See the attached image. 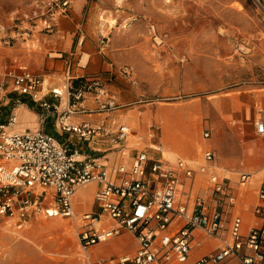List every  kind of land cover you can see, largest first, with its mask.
<instances>
[{
    "label": "rangeland",
    "instance_id": "1",
    "mask_svg": "<svg viewBox=\"0 0 264 264\" xmlns=\"http://www.w3.org/2000/svg\"><path fill=\"white\" fill-rule=\"evenodd\" d=\"M60 5V0H0V76L11 67L8 50L38 33L54 39L56 19L70 16L68 51L49 54L60 61L59 71L62 60L80 68L86 53L96 54L113 70L95 74L111 80L109 86L120 102L132 104L126 109L137 111L146 125H157L161 138L164 128L169 129L170 138L163 139L166 158L174 159L180 148L170 145L172 123L186 129L188 122L195 131L188 149L196 146L200 151L202 144L197 142L211 144L215 171L231 177L234 185L240 172L248 170L241 158L244 144L261 140L255 120L264 109V0H86L82 8L72 10L70 5L65 12ZM206 124L211 128L208 141ZM142 130L137 132L143 135ZM203 149L199 154L178 152L198 172ZM232 158L235 161L228 163ZM197 185L204 187L200 178ZM90 191L91 187L83 193ZM91 209L92 204L90 209L77 205L72 218L35 215L22 228L16 220L0 216V264H86L79 220ZM119 244L136 247L131 242ZM110 249L101 247L93 256L119 248L111 244ZM112 259L116 260L106 263L119 262Z\"/></svg>",
    "mask_w": 264,
    "mask_h": 264
},
{
    "label": "built area",
    "instance_id": "2",
    "mask_svg": "<svg viewBox=\"0 0 264 264\" xmlns=\"http://www.w3.org/2000/svg\"><path fill=\"white\" fill-rule=\"evenodd\" d=\"M60 4L65 12L71 0H60ZM103 39L108 40L106 36ZM71 66L67 64L64 87L51 91L54 98L67 99L62 112L42 96L43 75L23 70L6 71L0 76V104L12 93L18 105L27 98L43 108L41 125L34 130L16 129L17 112L7 122H0V216L16 220L19 228L35 215L72 217L76 191L98 181L101 188L95 199L101 212L83 214L78 234L88 264L113 263L112 259L92 262L90 249L124 230L137 238L139 247L134 256H123L116 264H187L194 248V231L198 228L220 238L228 230L230 239L224 240L218 251L202 256L194 264H264V178L259 190L261 204L254 211L261 224L244 233L240 216L234 217L230 224L225 220L236 203V196L228 186L227 177L214 170L213 151L207 150L199 165V172L207 175L210 193L197 195L190 211L187 205L177 201L181 173L188 179L196 175L188 160L178 158L175 164H170L154 160L145 149L137 148L131 164L107 167L103 164L104 157L85 154L77 145L65 147L44 129L47 120L57 114L62 130L77 134L80 140L103 136L111 138L118 151L129 149L127 142L132 132L126 125L109 128L105 120L70 122L75 116L111 113L125 107L109 91L102 76L74 78L70 74ZM124 71L132 76L129 68ZM88 99L93 100V107L87 105ZM256 132L264 138L263 119L256 122ZM205 136L209 137L210 133ZM239 175L241 184L251 181L250 173ZM48 189L53 193L46 204ZM104 215L115 220L116 225L98 229Z\"/></svg>",
    "mask_w": 264,
    "mask_h": 264
},
{
    "label": "crops",
    "instance_id": "3",
    "mask_svg": "<svg viewBox=\"0 0 264 264\" xmlns=\"http://www.w3.org/2000/svg\"><path fill=\"white\" fill-rule=\"evenodd\" d=\"M86 3V0H75L72 2V10H78L79 8H82ZM93 10V9H92ZM72 14V13H71ZM57 20V36H55L54 39L48 40L45 36L42 34H34L32 36V39H28L26 41L21 40L18 42L17 46H15L14 49L8 50L10 54V63L11 67L6 68L9 70L7 71H16L14 69L21 68L20 70H30L31 69H41V74L44 76V88L42 91V96L56 104L59 108V112H62L67 107V99L64 98H54V96L51 94L52 89L54 88H63L64 84L66 83L67 79V73H68V67L66 62L64 63V60H62V69L59 71V64L60 61H55L51 57H49V54H53V52H63L66 53L69 49V45L71 42V33L72 29L68 27V25L72 22V18L70 16H60ZM82 43V42H81ZM8 54V53H7ZM88 55V58L85 60L84 64L80 68H74V66H71L70 74L74 78L83 77V76H93L96 75L95 72L97 71H104L107 69L106 63H102L101 59L96 56V54L92 53H86ZM62 55V54H61ZM35 56V60H34ZM35 62V63H34ZM12 65L18 66L13 67ZM24 65V68L23 66ZM107 70H110V72L113 70V66L111 68H108ZM21 71V72H22ZM31 71V70H30ZM6 72V71H5ZM104 81L107 84V87L109 91L115 95L117 101L122 104L118 98V95L112 91L110 88V79L104 77ZM8 85L11 84V81L8 80ZM16 95L10 93L5 100L2 101L0 104V122H7L9 117L17 112L19 115V123L16 126V129L19 131H25V130H34L38 128L41 125L40 121V114L43 112V108L40 104L35 103L27 98H24L21 102V104H16ZM87 105L89 107H93V100L88 99ZM123 108L118 109L116 111H113L111 113H104V114H85L80 116L72 117L70 122L72 124H80L82 122H92V123H98L102 120H105L109 128L116 127V125L122 124L126 125L130 128L132 134L127 142V149L125 152H120L118 149L113 145L111 142V138H106L103 136L98 137H90L85 138L83 140H80L78 135L75 133H67L62 130L59 123L60 116L57 114H53L47 122L44 124V129L55 136L65 147H71L73 145H77L85 154L92 155V156H101L104 157L103 164L107 167H110L114 164L119 163H127L131 164L133 161V157L135 155V149L141 148L145 149L146 152L149 154L151 158L154 160H159L163 162H167L170 164H175L178 158H182L185 160H189V158L179 155L178 150H182L184 154L190 155V154H199L200 151L203 149V161H204V153L207 150H211L215 154V158L213 161V165L216 159V153L214 148L211 144L208 143H201L202 148L200 151L196 149H188L186 146L188 144V139L194 138L195 131L189 125V128L183 129L181 126L176 124H173L172 122V133L173 136L170 140V145L172 149H175L173 144H178L180 146L179 149L175 150L177 151V155L174 159L169 160L166 158V153L164 152V142L163 138L160 137V128L153 124V125H146L145 120L142 122L140 121L139 115L134 113L137 112L135 110H127V107H130L132 105L130 104H122ZM261 116L259 118L264 120V109H260ZM126 112V113H122ZM186 122V119H184ZM256 120H255V132H256ZM133 125V126H132ZM142 134L140 135L137 132V129H141ZM209 132L210 136L206 137L205 134ZM257 136L262 140H254V141H248L246 144H244V147L241 151V158L247 162V169L242 170L241 172H247L252 175L251 181L252 184H241L240 182V175L238 176V180L234 185H232L231 177L227 178L228 186L230 187L233 194L236 196V203L229 209L228 216L225 218L227 224H230L234 217L240 216L243 220V231L244 233H247L252 227L259 226L261 224V221L257 216L255 215L254 211L255 208L261 204V201L259 199V190L264 178V138L261 137L257 132ZM211 138V128L208 124H206V127L204 129V140L208 141ZM255 146H254V145ZM253 148V149H252ZM235 161V158L228 159V163H233ZM215 168V165H214ZM215 170V169H214ZM257 175V176H256ZM256 176V177H255ZM182 183L178 188L177 191V201L179 204L187 205L189 210L191 211L194 204V199L197 195L200 193L202 195H208L210 193L209 184L207 181V175L202 174L199 172H196L195 177L193 178H186L182 173ZM201 179V183H204V187H199L197 185L198 179ZM188 181V182H187ZM250 184V186H249ZM91 187V191L87 194L83 193V190L86 188ZM101 188V183L98 181L92 182L88 185H85L83 187H80L74 197H73V209H74V216H76L77 212V205H80L82 209H90V206L92 204V209L88 212H101L96 199L95 194L96 192ZM53 193L52 189H48V195L46 199V204H48L49 200L51 199V195ZM241 201V203H240ZM83 215V214H82ZM81 215V216H82ZM81 216L79 222L82 225ZM252 217L255 221L253 224H248L246 222L247 217ZM67 217V218H72ZM229 219V220H228ZM80 225V226H81ZM116 225V221L109 218L108 215H104L101 222L97 225L98 229L104 230V229H110ZM230 235L228 233V230L223 234V236L215 237L208 235L205 231L202 229H196L194 231V240H193V250L192 254L190 256L189 261L187 264H194L199 258L206 254H210L212 252H216L219 250V248L222 246L224 240H229ZM121 242H131L135 243V248H126L125 246L119 244ZM101 244H104L102 246H99ZM115 245L118 247V251L116 253H101L100 257L94 258L93 254H99V248L105 247L110 249V245ZM99 246L96 249L93 250L94 247ZM139 242L137 238L130 232L124 230L121 234L115 235L109 240H106L105 242L99 243L95 246H93L90 249V259L92 262H97L99 259H112V256L115 258H121L123 256H134L138 250ZM111 250V249H110ZM113 260V259H112ZM116 260V259H115ZM85 263L87 261L84 259Z\"/></svg>",
    "mask_w": 264,
    "mask_h": 264
},
{
    "label": "bare ground",
    "instance_id": "4",
    "mask_svg": "<svg viewBox=\"0 0 264 264\" xmlns=\"http://www.w3.org/2000/svg\"><path fill=\"white\" fill-rule=\"evenodd\" d=\"M164 134H165V138L167 139V138H170V133H169V129L168 128H164ZM197 147L196 146H193L192 147V149H196ZM163 149H164V147H163ZM226 176H227V174H226ZM252 182H250V184H251ZM249 184V185H250ZM254 219L252 218V217H247L246 218V222H248V224H253L254 223ZM255 223H256V221H255Z\"/></svg>",
    "mask_w": 264,
    "mask_h": 264
}]
</instances>
